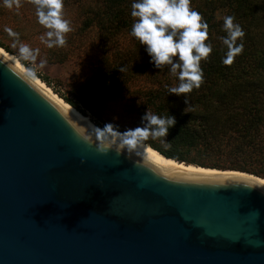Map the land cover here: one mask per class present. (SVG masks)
I'll list each match as a JSON object with an SVG mask.
<instances>
[{
	"label": "water",
	"instance_id": "95a60500",
	"mask_svg": "<svg viewBox=\"0 0 264 264\" xmlns=\"http://www.w3.org/2000/svg\"><path fill=\"white\" fill-rule=\"evenodd\" d=\"M27 74L0 50V264H264V178L101 153Z\"/></svg>",
	"mask_w": 264,
	"mask_h": 264
},
{
	"label": "trees",
	"instance_id": "16d2710c",
	"mask_svg": "<svg viewBox=\"0 0 264 264\" xmlns=\"http://www.w3.org/2000/svg\"><path fill=\"white\" fill-rule=\"evenodd\" d=\"M131 4L132 0H90L85 9V22L96 26L105 37H115L123 32L130 34L135 20L131 16ZM192 7L202 12L207 20L209 40L213 45L210 56L201 60L203 83L191 93L183 94L188 98L187 107L183 96L169 95L171 85L166 77L167 87L153 91L151 112L161 116L174 115L176 124L166 137L154 139L149 136L142 143L178 162L264 178V144L258 140L264 131V0H192ZM226 15H234L235 22L246 33L244 51L231 65L222 62L227 49L219 39L226 35L222 27ZM0 46L13 54L4 44L0 43ZM144 47L141 45L140 50L150 59ZM151 67L154 66L151 64ZM161 69L171 74L169 66ZM41 80L49 86L47 80ZM176 82L178 85L177 77ZM110 91L111 84L99 77L78 102L84 106L89 102H101ZM55 93L86 117V112L75 102ZM91 122L99 128L105 125L94 119ZM223 156L251 158L260 167L247 163L233 166L235 161L220 164ZM212 158L216 159L212 162Z\"/></svg>",
	"mask_w": 264,
	"mask_h": 264
},
{
	"label": "rangeland",
	"instance_id": "374dc122",
	"mask_svg": "<svg viewBox=\"0 0 264 264\" xmlns=\"http://www.w3.org/2000/svg\"><path fill=\"white\" fill-rule=\"evenodd\" d=\"M88 1L64 0L63 15L70 21L72 31L66 34L65 46L48 48L41 40L48 29L38 22L32 0H20L19 8L15 5L8 8L0 0V43L24 61L35 75L47 80L53 91L75 102L91 121L111 122L123 131L135 128L141 122L140 114L153 109V91L167 87L169 81L171 87L177 86L176 77L151 67L146 54L140 50L141 45H137L130 34L123 32L105 37L96 26H89L85 22ZM22 45L33 50L32 58L25 59L21 55ZM121 68L125 70L120 72ZM99 77L111 84L106 99L86 103V106L80 104L78 98ZM166 77H169L168 82ZM258 140L264 144V131ZM215 159L212 158V162ZM221 159L220 164L235 161L233 166L247 163L260 167L251 158L223 156Z\"/></svg>",
	"mask_w": 264,
	"mask_h": 264
},
{
	"label": "clouds",
	"instance_id": "9594fccd",
	"mask_svg": "<svg viewBox=\"0 0 264 264\" xmlns=\"http://www.w3.org/2000/svg\"><path fill=\"white\" fill-rule=\"evenodd\" d=\"M32 3L38 22L48 29L41 37L42 42L48 48L65 46L66 34L72 29L70 21L63 15L64 0H32ZM3 4L8 8L13 5L19 8L20 0H3ZM131 16L135 20L130 35L145 46L149 63L154 68L161 70L162 66H169V71L177 77L179 84L169 87L168 93L183 96L188 107V98L183 94L201 86L204 80L201 60H206L213 51L209 24L203 13L192 7V0H132ZM235 21L234 15L223 17L222 27L226 35L219 39L227 49L222 61L225 65H231L244 51L243 38L246 33ZM8 31L11 32V29ZM20 53L25 59L33 57V50L28 45H22ZM124 70L119 69L120 72ZM27 75L33 77L35 73L29 70ZM175 124L174 115L161 116L148 110L135 128L120 131L119 125L109 122L97 129L96 134L102 140L97 150L104 154H107V150H114L117 154L130 152L149 136L154 139L166 137Z\"/></svg>",
	"mask_w": 264,
	"mask_h": 264
},
{
	"label": "bare ground",
	"instance_id": "6f19581e",
	"mask_svg": "<svg viewBox=\"0 0 264 264\" xmlns=\"http://www.w3.org/2000/svg\"><path fill=\"white\" fill-rule=\"evenodd\" d=\"M0 50L2 52H4L9 58H11L16 64H18L23 70H25L27 73L29 72V69L26 68L14 54H12L10 52H7L1 46H0ZM33 78L36 81H38L42 86H44L48 91H50L54 96H56L60 101H62L66 106H68L72 111H74L78 116H80L84 121H86L88 124L91 122V121L88 122V118L87 117L83 116L73 106H71L70 104H68L67 102H65L60 96H58L43 80H41L36 75H34ZM139 145L142 146L143 148H145L150 153L155 154V155H157L159 157H162L159 153H157L155 150H153L152 148H150L148 145H145V144H139ZM189 167L190 168H195V169H200V170H205V171H219V170H216V169L201 168V167H196V166H192V165L189 166ZM225 172H235V171H225Z\"/></svg>",
	"mask_w": 264,
	"mask_h": 264
}]
</instances>
